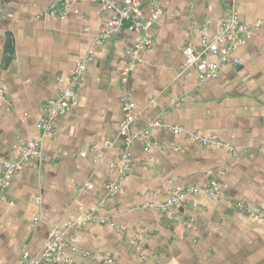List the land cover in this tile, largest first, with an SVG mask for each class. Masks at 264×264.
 I'll return each instance as SVG.
<instances>
[{"label": "crops", "instance_id": "crops-1", "mask_svg": "<svg viewBox=\"0 0 264 264\" xmlns=\"http://www.w3.org/2000/svg\"><path fill=\"white\" fill-rule=\"evenodd\" d=\"M56 1L0 0V155L13 162V147L29 141L45 154L23 164L0 200V264L37 256L51 230L64 236L72 264H264V220L234 207L264 212V27L213 81L199 84L200 69L186 68L184 58L186 46H199L203 21L213 41L233 1L238 20L250 25L264 19V0H161L152 45L127 84L136 114L130 132L147 130L150 146L132 143L121 180L114 169L123 148L119 73L140 35L124 29L95 45L110 13L81 0L65 17H50ZM81 59L86 71L74 104L41 137L44 103ZM190 133L228 148L202 146ZM115 181L110 197L105 186ZM210 181L216 197L197 193L169 207L175 220L160 210L175 192ZM87 215L111 225L84 223Z\"/></svg>", "mask_w": 264, "mask_h": 264}, {"label": "built area", "instance_id": "built-area-1", "mask_svg": "<svg viewBox=\"0 0 264 264\" xmlns=\"http://www.w3.org/2000/svg\"><path fill=\"white\" fill-rule=\"evenodd\" d=\"M81 0H57L48 6L47 14L50 17H65L71 12L70 5ZM99 6V8L110 13L109 18L102 24L94 41L95 45L103 44L113 35L120 34L124 29L139 34V40L127 52L126 62L119 73V83L122 88L119 97V107L121 120L118 125V137L123 140V148L118 162L114 165L117 172V179L121 180L132 164L130 157V147L134 141L144 144L146 151L149 146V135L147 130L133 134L130 132L131 124L136 120L134 112V104L129 97L128 81L134 69L141 63L138 55L148 50L152 45V37L149 34L151 28L156 25L164 15L161 7V0H87ZM237 2L233 1L229 7L228 14L222 19L219 27V35L213 41L208 40L207 22L203 21L199 27V46L193 45L184 48V58L186 68H198L197 74L199 84L210 82L218 77L219 70L227 64H237L238 61L234 57V52L239 47L245 45L254 30L264 27V19L255 21L250 25L241 23L237 17ZM75 12V11H74ZM209 57H214V61H210ZM86 71V59L77 61L71 71L68 83L64 86L57 87V94L54 98L47 100L43 105V115L38 124L41 137H47L54 133L55 123L71 109L77 98V87L81 77ZM4 99V94L0 90V100ZM172 106L178 105L176 101L171 102ZM156 125V123L151 124ZM181 128L173 127V134L181 133ZM192 142L202 146H222L228 148V145L222 144L215 137L203 138L197 134H188ZM109 145V143H106ZM16 160L7 161L0 155V200H4L7 191L11 185L16 173L22 168L23 164L29 160L44 161L45 154L41 150L39 143L29 141L18 143L13 147ZM87 189H91V185H86ZM108 196H113L118 191V181L111 182L105 186ZM203 194L208 197H216L218 195V187L215 181L201 187H191L184 191L175 192L164 204L160 206V210L165 213L169 220H175V216L167 213L169 207L179 209L186 204L190 196L194 194ZM36 203L39 202L37 198ZM234 207L238 211H243L264 220V212L258 208H245L239 203ZM94 222L99 224H110L103 218L93 215H87L84 223ZM111 225V224H110ZM134 248L139 251V257L143 258L138 242H131ZM68 247L62 234L55 230H51L42 244L40 252L37 256H31L23 253L20 257V264H72L73 262L64 256V251Z\"/></svg>", "mask_w": 264, "mask_h": 264}, {"label": "rangeland", "instance_id": "rangeland-1", "mask_svg": "<svg viewBox=\"0 0 264 264\" xmlns=\"http://www.w3.org/2000/svg\"><path fill=\"white\" fill-rule=\"evenodd\" d=\"M132 241H133V240H132ZM132 241H131V242H132ZM135 241H136V239H135Z\"/></svg>", "mask_w": 264, "mask_h": 264}]
</instances>
